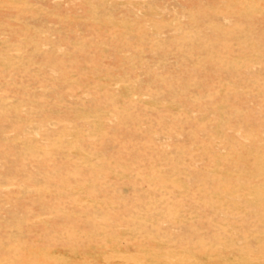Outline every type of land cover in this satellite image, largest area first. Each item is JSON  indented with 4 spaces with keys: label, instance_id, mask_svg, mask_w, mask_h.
I'll return each mask as SVG.
<instances>
[{
    "label": "rangeland",
    "instance_id": "374dc122",
    "mask_svg": "<svg viewBox=\"0 0 264 264\" xmlns=\"http://www.w3.org/2000/svg\"><path fill=\"white\" fill-rule=\"evenodd\" d=\"M0 264H264V0H0Z\"/></svg>",
    "mask_w": 264,
    "mask_h": 264
},
{
    "label": "bare ground",
    "instance_id": "6f19581e",
    "mask_svg": "<svg viewBox=\"0 0 264 264\" xmlns=\"http://www.w3.org/2000/svg\"><path fill=\"white\" fill-rule=\"evenodd\" d=\"M2 110H3V109H2ZM4 110H5V109H4ZM4 110H3V111H4ZM247 132H248V131H247Z\"/></svg>",
    "mask_w": 264,
    "mask_h": 264
}]
</instances>
